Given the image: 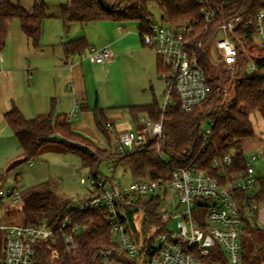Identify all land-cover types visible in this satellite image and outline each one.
<instances>
[{
	"label": "trees",
	"instance_id": "1",
	"mask_svg": "<svg viewBox=\"0 0 264 264\" xmlns=\"http://www.w3.org/2000/svg\"><path fill=\"white\" fill-rule=\"evenodd\" d=\"M155 3L163 12L161 21L176 26L193 24L196 26L195 44L201 40L209 44L212 35L218 27L230 18L239 16L241 28L238 35L241 42L238 45V60L234 75L220 81L213 71L211 58L204 48H198L199 62L210 84L206 99L190 111H182L178 94L173 92V100L163 110L157 101L144 104H133L127 107L134 120L140 113H146L151 121L162 118L165 135L160 140H152L139 146L128 154L112 153L101 148L91 139L73 130L71 122L65 115L57 114L54 105L50 111L35 118H26L13 103L5 112V120L19 143V148L27 157H34L42 152L48 143L56 142L60 148L78 155L83 166L89 169V177L108 178L99 171L103 161H110L126 168L133 179L158 178L169 174L159 153L171 165L194 163L205 168L212 176L224 180L225 174L232 176L242 171L246 166V154L241 139L254 135L255 129L251 114L260 111L264 118V49L254 58L256 68L250 72L247 69L248 56L244 49L252 52V35L255 32L254 17L264 7V0H66L60 6L59 17L66 28L71 23L81 24L103 20L128 22L137 21L142 36L152 30L155 17L149 9V3ZM212 9L215 13L213 23L205 29L204 10ZM49 16L45 0H34L30 9L13 0H0V52L5 47L8 26L11 21L18 19L23 32L33 45H38L44 20ZM87 46L85 38L75 39L66 44L68 51H81ZM158 69L164 71V65L158 60ZM227 87L225 91L224 88ZM95 124L102 133L107 134L108 122L105 109L94 107ZM208 120L211 124V135L205 148L202 123ZM56 136L58 138H56ZM233 152V163L225 170L212 165L213 159ZM2 178L0 179V182ZM93 190L89 189L79 200L88 199ZM243 196H246L243 194ZM19 205L23 217L22 224L39 223L47 220L51 225L59 224L66 216L77 222H88L89 228L79 237L81 249L76 254H68L60 249L61 264H101L96 253L112 244V228L107 222L104 209L75 211L66 202L57 205L54 192L49 182H42L19 191ZM258 203L264 200V183L256 194ZM161 200L147 198L131 203L127 208L129 228L135 231L136 239L152 233V239L158 233L166 230V223L156 214ZM5 206L0 203V209ZM12 207V206H10ZM8 206V208H10ZM144 210L142 224L143 236L135 224V213ZM257 212L252 213V219L247 221V234L243 241L242 264H264V255L258 249L264 245L252 247L246 242L247 236L259 230H264L257 223ZM8 213L0 216L5 217ZM152 231V232H151ZM148 239V238H147ZM2 233L0 231V258L2 255ZM151 240V239H150ZM36 260L39 264H49L50 250L46 243L40 241L36 245Z\"/></svg>",
	"mask_w": 264,
	"mask_h": 264
},
{
	"label": "built area",
	"instance_id": "2",
	"mask_svg": "<svg viewBox=\"0 0 264 264\" xmlns=\"http://www.w3.org/2000/svg\"><path fill=\"white\" fill-rule=\"evenodd\" d=\"M214 18L212 9L204 10L205 29L213 23ZM254 24L253 44L264 49V7L256 13ZM240 28L241 18H230L218 27L209 44L204 45L201 40L195 44L198 35L195 37L197 28L193 24L176 26L154 21L152 30L142 34V41L155 50L165 68L162 72L167 84L163 110L172 102L173 92L178 94L182 111H190L206 99L210 84L200 65L198 48H204L213 62L229 72H235L237 42H241L237 33ZM89 52L97 63L112 56L108 46H91ZM257 56H249L247 69L250 72L256 68L254 58ZM140 120L146 124L143 130H118L113 122H108L112 139L106 149L124 155L165 135L162 118L157 121ZM210 135L211 126L204 133L202 150ZM262 153L252 152L246 159L245 169L232 176L224 171V180L212 176L205 168L194 163L171 165L159 153L169 169L165 177L136 178L126 185L113 176L106 179L93 177L90 180L94 193L70 208L80 212L91 209L106 211L113 237L110 246L96 253L101 264H242L246 224L259 208L256 194L261 188L260 181L264 179V165L263 173L259 170ZM232 163L233 152L229 151L216 156L212 165L225 170ZM111 170L114 168L111 167ZM174 196L178 203L170 213L165 204L173 201ZM147 198L161 200L156 214L166 223V230L156 235L161 241L158 246L153 245L152 231L147 237L142 235L138 241L136 232L125 221L128 206ZM7 200L13 203L19 201V190L15 186L0 188V203H6ZM173 220L176 222V231L168 227ZM89 226L88 222H77L69 216L57 225H51L47 220L16 224L2 218L0 264H39L36 260V245L40 241H44L50 250V261L58 264L59 247L62 246V250L68 254L78 253L81 249L79 237Z\"/></svg>",
	"mask_w": 264,
	"mask_h": 264
},
{
	"label": "crops",
	"instance_id": "3",
	"mask_svg": "<svg viewBox=\"0 0 264 264\" xmlns=\"http://www.w3.org/2000/svg\"><path fill=\"white\" fill-rule=\"evenodd\" d=\"M45 2L47 6L49 3L56 5ZM62 3L57 2V11L49 13L44 20L38 45H33L18 19L8 26L6 44L0 52V157L5 160V165L0 163L2 185L10 178L11 172H6V168L13 160L8 154L13 133L5 120V112L13 103L29 119L48 113L54 105L57 114L68 117L74 131L105 149L112 136L97 128L92 112L94 107L105 109L106 118L118 130H143L146 124L140 119H149L148 115L140 113L134 120L127 107L160 103L156 91L159 79L164 78L163 71L158 69L160 59L152 47L143 43L139 23L103 20L85 24L74 22L66 28L59 17ZM79 38H85L87 46L81 51H68L66 44ZM91 46H108L112 56L97 63L90 55ZM129 62L146 80L143 96L139 95L138 88L124 85ZM241 144L247 158L252 152L261 151L259 159L264 161V129L241 139ZM263 165L264 162L259 164L261 173ZM15 177L17 183L21 177L17 174ZM262 183L264 179L260 181V187ZM260 204L256 220L264 228V200ZM3 214L1 208L0 216Z\"/></svg>",
	"mask_w": 264,
	"mask_h": 264
},
{
	"label": "rangeland",
	"instance_id": "4",
	"mask_svg": "<svg viewBox=\"0 0 264 264\" xmlns=\"http://www.w3.org/2000/svg\"><path fill=\"white\" fill-rule=\"evenodd\" d=\"M14 2H18L22 4L27 9H30L33 5L34 0H13ZM47 2H54L55 4H50L48 6V13H54L57 11V2H65L66 0H46ZM149 9L153 12L155 20L158 22H161V18L163 15V12L157 7L155 3H149ZM261 48H257L254 44L252 47V52H248V50L244 49L245 54L250 57L258 55L260 53ZM212 58V57H211ZM214 58V56H213ZM211 60V65L213 68V72L219 76L220 81L227 80V77L233 76L234 73L229 72L225 68H223L221 65L217 64L216 62H213ZM127 74H124V85L127 87L129 85V88H138L139 95L144 94V86H145V79L142 76V72H138L136 70L135 66L132 63H127ZM160 83L156 87L157 92V98L161 104L164 103L166 99V81L164 78H160ZM227 88V87H225ZM251 118L253 121V125L255 128V132L260 133L262 129H264V118L260 111H255L251 114ZM211 126L210 122L208 120H205L202 123V130L205 132L207 129H209ZM12 143L10 144L8 148V154H10V157L12 155L13 160L7 165L6 172H11L10 178L7 180L6 183L3 185L0 184V188H9L12 186H15V184H18V189H24L42 182H49L51 185V188L54 192V201L57 205H63L66 202H69V208L72 205H77L79 203V199L89 191V189L92 188L91 180L89 177V169L82 164L81 158L69 151H66L56 143L51 142L46 145V147L42 150V152L34 157H27L23 154V152L19 148L18 140L14 135H12ZM56 138H58L56 136ZM22 153L20 155L19 153ZM250 156H248L249 158ZM247 158V157H246ZM4 158L0 157V163H3ZM260 165L263 164V159H259ZM33 162L32 165L29 163ZM111 167L114 168V170H111ZM126 168L122 165H115L114 163L106 160L103 161L99 166V171L105 175L106 177L113 176L114 178L118 179L121 184H129L133 178L131 177L130 173L125 170ZM20 175L21 179L15 183V176ZM21 200L17 201L16 203H13L11 200H7L6 204L2 208V212L5 214L8 213L6 217V221L10 223H16V224H22L23 223V217L22 213L19 210ZM178 199L174 196L173 201H171L166 205L167 210L172 213L175 205H177ZM259 203V208H260ZM8 206H12L8 208ZM144 219V210L139 209L135 213V224L139 230V232L142 234V224ZM169 229L172 231H176V222L175 220L171 221L168 225ZM143 235V234H142ZM246 242L249 245H252V247H256L257 244L264 245V230H259L255 233H251L247 236ZM161 244V241L156 236L154 237L153 245L158 246ZM259 254L262 256L264 255V248L258 249ZM49 264H54V262L50 261L48 258ZM58 264H61L58 260Z\"/></svg>",
	"mask_w": 264,
	"mask_h": 264
}]
</instances>
